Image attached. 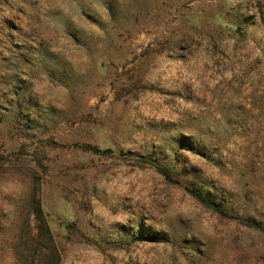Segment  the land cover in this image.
<instances>
[{
    "label": "rangeland",
    "instance_id": "1",
    "mask_svg": "<svg viewBox=\"0 0 264 264\" xmlns=\"http://www.w3.org/2000/svg\"><path fill=\"white\" fill-rule=\"evenodd\" d=\"M34 200L59 264H264V0H0V264Z\"/></svg>",
    "mask_w": 264,
    "mask_h": 264
},
{
    "label": "trees",
    "instance_id": "2",
    "mask_svg": "<svg viewBox=\"0 0 264 264\" xmlns=\"http://www.w3.org/2000/svg\"><path fill=\"white\" fill-rule=\"evenodd\" d=\"M185 145V144H182ZM86 148L92 149L90 146H86ZM143 160L153 164L157 170L164 175L166 178L170 177L171 170L167 167L157 164L155 161L149 158H142ZM190 193L202 204L213 208L215 211L220 213L223 216H229L227 212L219 208L214 203L208 201L202 194L196 190H190ZM31 208L33 209L37 221V233L33 237L34 249L32 253H35L37 264H59L60 262V254L56 244L54 243L53 237L50 233V229L44 219V215L41 210L40 202L38 200H34L31 202ZM245 225L253 228H261V225L257 222L248 221L245 222ZM151 241H159L160 239L157 235L150 236ZM19 252V251H16ZM21 254V252H19ZM31 253V255H32Z\"/></svg>",
    "mask_w": 264,
    "mask_h": 264
}]
</instances>
